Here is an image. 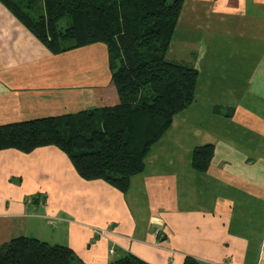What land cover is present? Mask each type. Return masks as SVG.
Here are the masks:
<instances>
[{"label":"crops","instance_id":"0c3cea01","mask_svg":"<svg viewBox=\"0 0 264 264\" xmlns=\"http://www.w3.org/2000/svg\"><path fill=\"white\" fill-rule=\"evenodd\" d=\"M185 31L194 100L126 193L82 180L57 148L0 151V245L33 238L85 264H264V0H184L170 53ZM117 104L105 46L53 55L0 3V127Z\"/></svg>","mask_w":264,"mask_h":264},{"label":"trees","instance_id":"16d2710c","mask_svg":"<svg viewBox=\"0 0 264 264\" xmlns=\"http://www.w3.org/2000/svg\"><path fill=\"white\" fill-rule=\"evenodd\" d=\"M53 55L105 46L118 104L0 127V151L64 153L86 182L124 194L174 117L192 104L196 70L166 54L184 0H0ZM42 4V13L34 7ZM212 146L195 147L191 166L207 168ZM0 264H85L68 247L18 237L0 245ZM107 264H147L125 255ZM182 264H200L185 258Z\"/></svg>","mask_w":264,"mask_h":264},{"label":"rangeland","instance_id":"374dc122","mask_svg":"<svg viewBox=\"0 0 264 264\" xmlns=\"http://www.w3.org/2000/svg\"><path fill=\"white\" fill-rule=\"evenodd\" d=\"M34 10L37 11L36 13H42L43 12L42 4L41 3L37 4V7L35 6L34 7ZM182 27H184V25H182ZM184 29H185V27H184ZM174 32H175V30H174ZM185 34H186V31L184 33H182V34H177L178 36L175 37V39L177 41H175L173 43V49H172V52L173 53H170V46H169V49L167 51V54H166V60L167 61H169L171 63H174V64H177V65H181L178 62H182V61H178V59L179 60H184V58H185V52L181 50L183 48L182 47L183 45L182 44H177L176 42H183L184 41L183 37L185 36ZM179 35H181V36H179ZM181 66H184V65H181ZM190 165H191V163H190ZM151 166H153V164H151ZM95 234L98 235V236H103V235L106 234V231L105 230H102V231H99V232L97 231V232H95ZM156 234H158V233H156ZM108 253H109L110 256H113L114 250L113 249H110ZM113 261H115L114 257L111 259V262L110 263H112Z\"/></svg>","mask_w":264,"mask_h":264},{"label":"built area","instance_id":"2783aa9c","mask_svg":"<svg viewBox=\"0 0 264 264\" xmlns=\"http://www.w3.org/2000/svg\"><path fill=\"white\" fill-rule=\"evenodd\" d=\"M100 231H102V230H100ZM98 232H99V230H98Z\"/></svg>","mask_w":264,"mask_h":264}]
</instances>
